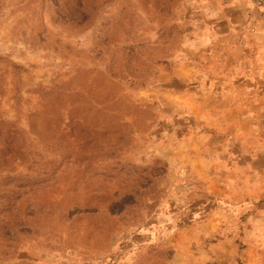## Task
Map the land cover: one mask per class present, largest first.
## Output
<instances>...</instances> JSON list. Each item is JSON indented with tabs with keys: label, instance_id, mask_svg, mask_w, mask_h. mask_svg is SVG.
<instances>
[{
	"label": "rangeland",
	"instance_id": "rangeland-1",
	"mask_svg": "<svg viewBox=\"0 0 264 264\" xmlns=\"http://www.w3.org/2000/svg\"><path fill=\"white\" fill-rule=\"evenodd\" d=\"M214 2L0 0V264H264V127L189 114Z\"/></svg>",
	"mask_w": 264,
	"mask_h": 264
},
{
	"label": "crops",
	"instance_id": "crops-1",
	"mask_svg": "<svg viewBox=\"0 0 264 264\" xmlns=\"http://www.w3.org/2000/svg\"><path fill=\"white\" fill-rule=\"evenodd\" d=\"M227 2L226 8L230 11L229 14L225 13L226 8L221 9L219 4H217L218 7L215 6L217 2L213 3L214 7H209L218 11L212 16L213 18L219 20L222 16L221 19L225 24L223 29L212 26L199 28L193 33L196 42L183 45L184 51H192L194 57L192 62L197 66H200L197 60L202 59L203 52L222 50L224 65L228 68L223 80L215 78L217 82L214 89L216 90L213 89L208 93L197 92L198 97H194V103L199 105L198 110L194 108L189 114H192L195 120L200 118L201 114H207L206 120L210 121L209 124L215 127L212 129L216 130H236L237 132L258 130L259 127H264L262 121L264 117V22L262 20L260 22L258 11L254 17L255 11L247 8L248 1L227 0ZM209 14L208 17H210ZM206 39L209 43L204 42ZM220 39L224 41L222 46L213 43L214 40ZM188 64V59L183 58L180 66L186 69ZM200 95L211 100L213 106L203 105V98ZM249 99L253 100L250 106Z\"/></svg>",
	"mask_w": 264,
	"mask_h": 264
},
{
	"label": "built area",
	"instance_id": "built-area-1",
	"mask_svg": "<svg viewBox=\"0 0 264 264\" xmlns=\"http://www.w3.org/2000/svg\"><path fill=\"white\" fill-rule=\"evenodd\" d=\"M253 7L258 10L260 18L264 22V0H250Z\"/></svg>",
	"mask_w": 264,
	"mask_h": 264
}]
</instances>
